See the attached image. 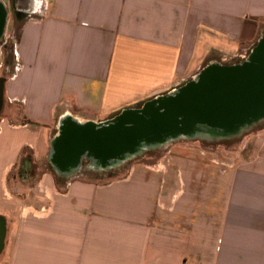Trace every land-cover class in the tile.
I'll return each instance as SVG.
<instances>
[{
    "label": "crops",
    "instance_id": "obj_1",
    "mask_svg": "<svg viewBox=\"0 0 264 264\" xmlns=\"http://www.w3.org/2000/svg\"><path fill=\"white\" fill-rule=\"evenodd\" d=\"M13 1L0 0V264H264V131L230 158L172 145L162 173L11 178L28 152L49 162L64 117L105 122L246 60L264 0Z\"/></svg>",
    "mask_w": 264,
    "mask_h": 264
},
{
    "label": "water",
    "instance_id": "obj_2",
    "mask_svg": "<svg viewBox=\"0 0 264 264\" xmlns=\"http://www.w3.org/2000/svg\"><path fill=\"white\" fill-rule=\"evenodd\" d=\"M5 17L0 4V34ZM1 96L0 87V105ZM157 99L156 104L146 109L148 102L138 110L124 111L97 124L80 123L73 118L60 122L50 146L49 164L54 173L67 177L76 167L80 169L83 161H88L91 169L97 163L111 170L116 162L124 164L135 158L127 154L139 143L176 136L185 130L183 125L226 134L228 138L263 122L264 36L243 63L211 64L181 88L152 102ZM148 150L151 149L145 151ZM3 235L4 227L0 222V249Z\"/></svg>",
    "mask_w": 264,
    "mask_h": 264
},
{
    "label": "rangeland",
    "instance_id": "obj_3",
    "mask_svg": "<svg viewBox=\"0 0 264 264\" xmlns=\"http://www.w3.org/2000/svg\"><path fill=\"white\" fill-rule=\"evenodd\" d=\"M14 6L16 7L15 10L17 9L19 11H26L30 7L31 0H23L22 2L17 3L16 0L13 1ZM33 4V2H32ZM34 5V4H33ZM14 11V9H13ZM22 19L15 21L16 28L20 24V22L23 21V18L26 16V14L21 13ZM17 36V30L15 32V37ZM249 53V52H248ZM250 54V53H249ZM236 58L232 61H244L245 59H239ZM264 131V121L260 122L256 125H254L250 130L243 132L239 135H235L233 137H228V138H222V139H213V140H198V139H193V140H180L176 141L172 144H169L167 146H163L158 149H152L148 150L145 152H142L140 155H137L135 158H133L130 161H127L126 163L117 166L111 170L107 171H95L94 169L90 168L89 162L83 161L81 168L71 175V177L67 179H62L60 177H56L54 175V171L49 164L48 161L42 160H34L32 154L30 152L27 153V159L30 161V167L29 173L28 174V179H25L24 177H19L17 170H15L11 174V178L18 181L22 180H28L31 182H37L39 181L44 175H53L55 181L57 182H67V181H72V180H83V181H96V182H108V181H116V180H121L123 177H125L128 174V171L132 166L135 165H140V166H148L152 170L162 173L164 170V166L167 164L169 160H171V146L176 145V146H185V147H196L199 149H202L203 151H206L208 153H211L212 155H221L226 157H233L236 152L238 151V148L240 147L242 141L248 137L249 135L256 133V132H263Z\"/></svg>",
    "mask_w": 264,
    "mask_h": 264
},
{
    "label": "bare ground",
    "instance_id": "obj_4",
    "mask_svg": "<svg viewBox=\"0 0 264 264\" xmlns=\"http://www.w3.org/2000/svg\"><path fill=\"white\" fill-rule=\"evenodd\" d=\"M157 102H158V99L156 101H154V102H152V101L148 102L145 105V109L148 108V107H150V106H153ZM66 118H70V117L69 116L68 117H64L61 120V123ZM88 123H91L92 124V122H88ZM183 128H185V130H183L182 132L178 133V135H176V136H172L171 138H169V137L166 138V139L164 138L162 140H159L158 142H141V143H139L135 149H133L130 153L127 154L128 157L134 156V155L135 156L140 155L146 149H151V150L152 149H158V148H161L163 146H167L169 144H172V143H174L176 141H180V140H193V139H196V138H203V139L213 140V139H222V138L227 137L226 134H218V133L216 134V133H213V132H209V131H207V130L201 128V127H198V126L187 127V125H183ZM155 145H157V147H155ZM132 159L133 158H131V160ZM122 164H120L119 162H116V164L114 166L116 167V166H120ZM93 167H94L95 171H100V170L107 171L108 170L107 168L101 167L97 163H95L93 165ZM78 170H79V168L76 167L73 170V172L67 174V177L68 176L71 177V175H73L74 173H76Z\"/></svg>",
    "mask_w": 264,
    "mask_h": 264
},
{
    "label": "flooded vegetation",
    "instance_id": "obj_5",
    "mask_svg": "<svg viewBox=\"0 0 264 264\" xmlns=\"http://www.w3.org/2000/svg\"><path fill=\"white\" fill-rule=\"evenodd\" d=\"M237 62H239V61L228 60V61L221 62L218 65H221V66H234ZM28 165H30V161L26 157V158H24L21 161L20 165L17 168V172H18L19 177H24L25 179H28L27 178L28 174L30 175L29 169H28V167H30V166H28ZM58 177H60L62 179H67L68 178V177H62V176H58ZM21 179H23V178H21Z\"/></svg>",
    "mask_w": 264,
    "mask_h": 264
},
{
    "label": "trees",
    "instance_id": "obj_6",
    "mask_svg": "<svg viewBox=\"0 0 264 264\" xmlns=\"http://www.w3.org/2000/svg\"><path fill=\"white\" fill-rule=\"evenodd\" d=\"M14 15H15V20H16V21L22 19V18H20V17L22 16L21 13L15 11ZM257 45H258V44H257ZM257 45H256V46H257ZM256 46L253 48V50L256 48ZM4 50H5V62H6V61L8 60V58H9V54H7V51L10 50V49H9V46H8V45L5 46V49H4ZM253 50H252V51H253ZM252 51H251V52H252ZM251 52H250V54H251ZM250 54H249V55H250ZM243 62H244V61H239V62H237L235 65L241 64V63H243ZM189 82H190V81H189ZM180 88H181V87H180ZM178 89H179V88H178ZM143 106H144V105H140V106H138V107H136V108H133V109H134V110H138V109L142 108ZM116 116H118V114H117ZM116 116H114V117H116ZM114 117H113V118H114ZM113 118H112V119H113Z\"/></svg>",
    "mask_w": 264,
    "mask_h": 264
}]
</instances>
